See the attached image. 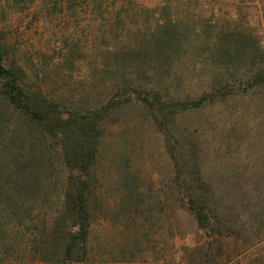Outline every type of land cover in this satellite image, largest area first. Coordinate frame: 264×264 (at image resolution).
Masks as SVG:
<instances>
[{
	"label": "trees",
	"instance_id": "trees-1",
	"mask_svg": "<svg viewBox=\"0 0 264 264\" xmlns=\"http://www.w3.org/2000/svg\"><path fill=\"white\" fill-rule=\"evenodd\" d=\"M12 1L19 5L23 0ZM59 3L55 2V7ZM68 4L73 12L77 7L107 8L104 0H69ZM121 18H114L117 25L107 32L116 38L127 37V41L106 48L101 71L86 76L78 90L71 89L84 65L75 59L81 53L78 42L72 40L61 47V56L57 48H40L41 62L35 66L37 82L33 85L21 66L7 62L5 39L0 35L2 257L26 250L44 262H87L96 170L106 154L110 126L125 109L140 112L164 135L174 173L162 181L160 198H174L188 206L199 228L211 237L229 235L240 241L248 229V241H254L253 245L263 239L264 171L246 169L242 184L233 170L226 172L224 186L205 174L203 179L200 145L195 140L188 144L175 141L173 131L177 116L228 98L230 86L248 94L264 87V50L254 33L241 26L224 27L217 34L208 28L205 35L213 44L210 64L219 72L214 70L206 81L205 92L185 96L177 89L182 76L171 72L174 59L190 44L188 34L181 33L178 24L166 21L142 35L123 29ZM201 32L195 36L203 38ZM203 43H198L199 50ZM196 63L204 68V61ZM232 69L251 74L238 76ZM42 74L46 82L39 84ZM191 81L204 86V77ZM51 85H58L57 89ZM70 93L73 96L69 97ZM134 176L126 175L128 188L120 200L121 214L129 225L144 205V193L132 187L141 183ZM161 200H157L159 207Z\"/></svg>",
	"mask_w": 264,
	"mask_h": 264
},
{
	"label": "rangeland",
	"instance_id": "rangeland-1",
	"mask_svg": "<svg viewBox=\"0 0 264 264\" xmlns=\"http://www.w3.org/2000/svg\"><path fill=\"white\" fill-rule=\"evenodd\" d=\"M57 1L59 7H55ZM104 1L107 8L77 7L73 12L69 0H23L19 5L0 0V35L5 39L7 62L21 66L26 80L35 85L40 48H57L61 56L59 49L74 40L80 44L81 52L75 59L84 63L71 88L78 90L86 76L101 71L107 59L105 49L127 41V37L116 38L107 32L117 25L114 18L121 16L123 29L142 35L159 23L170 21L178 24L179 31L190 39L188 47L174 59L171 72L172 76H182L177 89L186 96L205 92L206 81L214 70L219 72L210 64L213 44L205 35L208 28L215 29L216 34L224 27L249 28L264 50V0ZM201 30L203 38L196 37L195 33ZM203 40L199 50L198 43ZM198 61H204V68L195 64ZM232 72L242 76L248 70ZM199 76L204 77V86L191 81ZM40 78L39 84L46 82L43 74ZM228 92V98L213 106L177 116L173 130L175 141L188 144L195 140L200 145L203 179L205 174L223 186L227 185L226 172L231 170L239 174L240 184L246 169L264 171V87L248 94L230 86ZM142 116L134 109H125L110 126L106 154L96 170L89 256L85 263L72 264H264V235L255 245L248 241V229L244 231L245 241L229 235L211 237L199 228L188 206L174 198H160L162 181L173 176L174 167L163 133ZM132 174L141 181L132 187L144 193V205L140 216L129 225L121 214L120 200L128 188L126 175ZM159 199L163 202L161 207L157 204ZM18 252L0 255V264H59L41 261L32 251Z\"/></svg>",
	"mask_w": 264,
	"mask_h": 264
},
{
	"label": "built area",
	"instance_id": "built-area-1",
	"mask_svg": "<svg viewBox=\"0 0 264 264\" xmlns=\"http://www.w3.org/2000/svg\"><path fill=\"white\" fill-rule=\"evenodd\" d=\"M150 264H153V263H150Z\"/></svg>",
	"mask_w": 264,
	"mask_h": 264
}]
</instances>
